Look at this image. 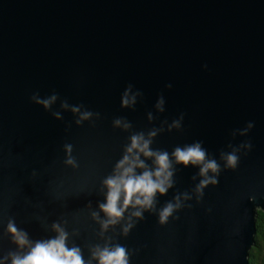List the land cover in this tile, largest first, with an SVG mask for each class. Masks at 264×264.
<instances>
[{
  "label": "water",
  "instance_id": "1",
  "mask_svg": "<svg viewBox=\"0 0 264 264\" xmlns=\"http://www.w3.org/2000/svg\"><path fill=\"white\" fill-rule=\"evenodd\" d=\"M129 84L142 95L122 107ZM53 95L47 109L33 99ZM84 112L92 116L81 120ZM153 130L150 148L169 154L172 187L151 209L129 206L102 231L104 181L131 137L148 139ZM249 141L251 149L243 146ZM196 142L219 165L208 173L217 183L201 192L200 166L172 155ZM233 150L239 163L230 169L224 157ZM140 159L155 169L153 159ZM169 203L174 210L161 224ZM257 211H264V0H0V264L54 238V224L85 264H98L95 249L116 245L129 264H249ZM10 221L28 246L14 243Z\"/></svg>",
  "mask_w": 264,
  "mask_h": 264
},
{
  "label": "clouds",
  "instance_id": "2",
  "mask_svg": "<svg viewBox=\"0 0 264 264\" xmlns=\"http://www.w3.org/2000/svg\"><path fill=\"white\" fill-rule=\"evenodd\" d=\"M171 87V85H168ZM142 95L139 91L133 93V86L131 84L125 89L121 97L122 107H131L136 102V97ZM36 103L43 104L47 109L52 102L56 100V96L53 95L49 99H40L33 97ZM164 100L163 97L157 102V109L163 111ZM63 107L67 108L65 103ZM74 113L80 112L79 106H74L71 109ZM59 119V114H56ZM92 116L91 112H84L81 116V120H86ZM149 119H152L149 114ZM183 119L181 115L180 120ZM180 120L174 121L172 127L179 128ZM80 121H77L79 123ZM123 123L125 129L130 127V124L123 122L121 119H116L114 124L116 127H120ZM254 127L253 122H249L246 125L241 135H245L249 130ZM155 130L149 133V138L145 139L143 134L133 135L131 137V146L127 149L126 155L116 165L115 172L112 176L108 177L104 181V185L107 189L106 203L100 205V210L107 217L106 222H102V231L106 230L109 225H114L119 222L123 217V214L129 206L140 209H151L154 204V199L157 193L164 195L169 188L172 187L173 173L170 170L171 164L169 160V154L164 151H152L150 145L152 143L151 137L156 136ZM244 147L251 149L252 145L249 141ZM66 150L71 152V145L66 146ZM238 150H233L227 153L224 157L226 159V166L230 169H235L239 163ZM135 153V155H133ZM143 155L145 158H151L154 161L155 169L148 170L145 167L144 161L140 159ZM176 163L185 167L190 164L193 166H200V175L204 177L201 180L197 192H201L204 187L209 184L215 185L217 180L214 177H209L208 173H218L219 165L214 159H207L206 151L202 148L199 142L185 146L183 148L177 147L172 153ZM69 164H73V160L67 161ZM137 169L142 171L138 174ZM121 197H123V205H120ZM179 199V198H177ZM179 207V205H175ZM174 205L172 203L167 204L160 212V222L163 224L168 217L172 214ZM136 217H141L142 212H134ZM132 227L130 224L124 229L125 234ZM53 230L57 233L54 238L46 241H38L31 246L30 251L24 255H13L11 264H85L83 255L79 247L67 246V233L60 228L58 224L53 225ZM8 232L13 237L14 243L23 248L29 245L27 234L18 231L13 222L8 224ZM92 257L98 264H129L128 252L122 245H116L113 248L104 247L103 249L97 248L92 252Z\"/></svg>",
  "mask_w": 264,
  "mask_h": 264
},
{
  "label": "trees",
  "instance_id": "3",
  "mask_svg": "<svg viewBox=\"0 0 264 264\" xmlns=\"http://www.w3.org/2000/svg\"><path fill=\"white\" fill-rule=\"evenodd\" d=\"M254 246L249 249V264H264V211H257Z\"/></svg>",
  "mask_w": 264,
  "mask_h": 264
}]
</instances>
